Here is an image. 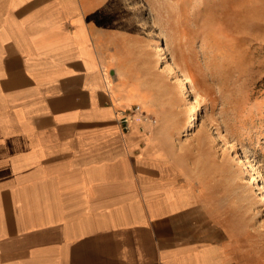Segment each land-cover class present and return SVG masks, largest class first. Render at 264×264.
<instances>
[{"label":"crops","instance_id":"crops-1","mask_svg":"<svg viewBox=\"0 0 264 264\" xmlns=\"http://www.w3.org/2000/svg\"><path fill=\"white\" fill-rule=\"evenodd\" d=\"M98 3L0 0V264H248L146 136L162 123L121 129L154 111Z\"/></svg>","mask_w":264,"mask_h":264},{"label":"rangeland","instance_id":"rangeland-1","mask_svg":"<svg viewBox=\"0 0 264 264\" xmlns=\"http://www.w3.org/2000/svg\"><path fill=\"white\" fill-rule=\"evenodd\" d=\"M98 4L111 45L150 94L147 121L162 123L144 134H156L168 163L227 228L229 251L264 264V0ZM193 113V134L181 136Z\"/></svg>","mask_w":264,"mask_h":264},{"label":"built area","instance_id":"built-area-1","mask_svg":"<svg viewBox=\"0 0 264 264\" xmlns=\"http://www.w3.org/2000/svg\"><path fill=\"white\" fill-rule=\"evenodd\" d=\"M134 120L141 122H151L147 121L145 112L138 104H134L122 110L117 118V121L120 123L121 129L123 131H127Z\"/></svg>","mask_w":264,"mask_h":264},{"label":"bare ground","instance_id":"bare-ground-1","mask_svg":"<svg viewBox=\"0 0 264 264\" xmlns=\"http://www.w3.org/2000/svg\"><path fill=\"white\" fill-rule=\"evenodd\" d=\"M239 1V0H238ZM99 14V13H98ZM109 15V14H108ZM255 19V18H254ZM251 22V21H250ZM113 28V27H112ZM244 30V29H243ZM246 32V31H245ZM160 42V41H159ZM160 52H164L163 51V47L160 46ZM186 77L183 76L182 77V91L183 92H188V87H187V84L184 82L183 79H185ZM186 80V79H185ZM181 84V83H180ZM193 85V84H192ZM192 87V86H191ZM192 118L188 121L186 127L183 129L182 133H181V136H190L193 134L194 130H195V127H196V124H197V121H198V116H197V113H193L192 115ZM148 162V161H147ZM152 162V161H151ZM155 162V161H154ZM156 165V164H154ZM168 165V164H167ZM163 166V165H162ZM165 166V165H164ZM166 168V167H164ZM174 168V167H173ZM158 170V169H156ZM160 170V169H159ZM158 172V171H157ZM187 196V195H186ZM189 196V195H188ZM187 196V199H190V197ZM182 198V197H181ZM263 201H264V194H263Z\"/></svg>","mask_w":264,"mask_h":264}]
</instances>
